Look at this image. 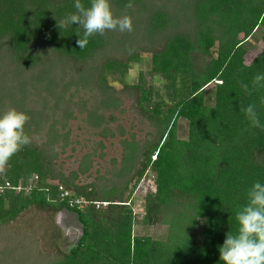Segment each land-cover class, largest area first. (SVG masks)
Masks as SVG:
<instances>
[{"label":"trees","instance_id":"obj_1","mask_svg":"<svg viewBox=\"0 0 264 264\" xmlns=\"http://www.w3.org/2000/svg\"><path fill=\"white\" fill-rule=\"evenodd\" d=\"M74 2L0 0V113L26 112L32 138L0 171V264H224L219 247L254 182L264 183V87L252 83L264 73V0H110L133 30L95 34L83 49L81 26L58 25ZM254 36L263 47L245 62ZM142 56L159 87L142 72L127 81ZM126 102L145 127L139 140L120 122ZM249 104L262 127L241 111ZM74 121L98 140L64 172L58 158L73 149ZM115 136L108 176L77 182ZM149 178L138 217L132 196ZM28 210L47 217L48 236L21 225ZM59 210L80 229L65 249Z\"/></svg>","mask_w":264,"mask_h":264},{"label":"clouds","instance_id":"obj_2","mask_svg":"<svg viewBox=\"0 0 264 264\" xmlns=\"http://www.w3.org/2000/svg\"><path fill=\"white\" fill-rule=\"evenodd\" d=\"M132 7L129 2L125 5ZM75 12L69 14L58 23L59 27L79 25L83 28V36L76 41L80 49L89 43V37L107 31L131 32L132 18L128 14L116 16L110 0H91L85 6L81 0L74 2ZM247 66V65H246ZM253 87H264V73L253 77ZM245 92L251 94L248 85H242ZM253 127H262L255 106L249 104L241 108ZM30 116L15 107H9L0 113V171H3L11 158L32 142L26 132L25 125ZM238 228L235 234L227 233L223 244L219 247L220 260L224 264H264V183L254 182L247 193V203L236 213Z\"/></svg>","mask_w":264,"mask_h":264},{"label":"rangeland","instance_id":"obj_3","mask_svg":"<svg viewBox=\"0 0 264 264\" xmlns=\"http://www.w3.org/2000/svg\"><path fill=\"white\" fill-rule=\"evenodd\" d=\"M251 40L252 46H254L253 49H250L244 56L245 62H248L251 59V56L258 52L262 47L263 44L260 40H258L257 36H254ZM127 74V81L133 82L136 79V75L138 72H142L144 74V78L146 82L153 83L154 86L159 87V83L157 81H154V79L150 78L149 75V66H148V57L142 56L139 63L133 67H131ZM152 81V82H151ZM209 90L206 91V94H209ZM124 130L126 132H132L135 134L136 139H141L143 132H144V126L141 125V123L138 121V119L135 117L134 113L128 108V103H125V112L123 115L120 116ZM79 123L72 122L71 123V129H72V138L76 140L74 144H72L73 149L66 150L65 153L61 154L58 158V164L62 168L64 172H68L70 170H74L77 162L80 158V156L86 152L91 150L90 146L93 145V141L98 140V137L92 136L90 132L84 128H78L77 126ZM77 125V126H76ZM177 136L179 138H185L186 136V126L185 121L181 118L177 120ZM119 137L115 136L113 138H107L103 141L104 147L101 149L102 155L101 156H95L93 158L92 167L89 170V176L79 177L77 182L81 183H87L91 181L94 176H104L107 177L108 174L106 173V170L110 167V160L115 159L119 160L120 156V145H119ZM96 154L99 153V150L96 149ZM152 158V157H151ZM97 172H96V171ZM148 175V174H147ZM151 179L149 178L145 182H141L139 184L138 189L132 196V212L134 214H137L138 217H140V207L142 203L141 198V192L147 191L151 189ZM41 215L39 212L34 210H28L27 212L23 213V216L20 219V223L24 227L28 228H34L38 229V232L45 231V235L48 236L49 234V228H50V222L47 220V217ZM45 219V220H44ZM53 221L58 226V228L61 231L62 238L59 241V246H61L62 249L67 248L69 245H71L76 239H78L80 235V229L79 225L76 222L75 216L73 213L66 212L63 210H59L53 215ZM28 223L31 225L32 222H35V225L31 226H25V223ZM42 228V230L40 228ZM47 229V230H43ZM134 233L136 234L140 229L134 225L133 227ZM141 231V230H140ZM152 233V235L158 236L164 234V228L159 229L158 231H149ZM196 239H199L198 234L196 235Z\"/></svg>","mask_w":264,"mask_h":264},{"label":"built area","instance_id":"obj_4","mask_svg":"<svg viewBox=\"0 0 264 264\" xmlns=\"http://www.w3.org/2000/svg\"><path fill=\"white\" fill-rule=\"evenodd\" d=\"M5 186H7V183L5 184ZM59 190H61V187L58 188ZM67 192L66 191H61L60 193V197L66 196ZM77 201V200H76ZM102 206L105 205V203H100ZM98 206V204L96 205V207Z\"/></svg>","mask_w":264,"mask_h":264}]
</instances>
